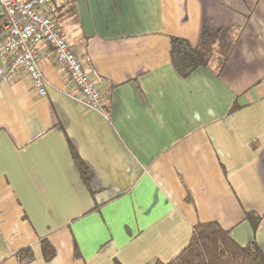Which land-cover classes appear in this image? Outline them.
<instances>
[{"label": "crops", "instance_id": "obj_1", "mask_svg": "<svg viewBox=\"0 0 264 264\" xmlns=\"http://www.w3.org/2000/svg\"><path fill=\"white\" fill-rule=\"evenodd\" d=\"M44 11L91 58L103 102L89 108L46 45L45 96L25 73L2 83L0 264L168 263L202 223L264 254V0H57ZM204 28L215 48L221 35L229 45L183 78L170 38L195 47Z\"/></svg>", "mask_w": 264, "mask_h": 264}, {"label": "built area", "instance_id": "obj_2", "mask_svg": "<svg viewBox=\"0 0 264 264\" xmlns=\"http://www.w3.org/2000/svg\"><path fill=\"white\" fill-rule=\"evenodd\" d=\"M57 0H0V13L5 17L0 33V87L25 73L38 97L46 95L44 78L38 63V47L51 49L56 62L65 70L76 95L85 104L98 110L103 102L101 91L87 72L91 58L76 54L60 29L44 9Z\"/></svg>", "mask_w": 264, "mask_h": 264}, {"label": "trees", "instance_id": "obj_3", "mask_svg": "<svg viewBox=\"0 0 264 264\" xmlns=\"http://www.w3.org/2000/svg\"><path fill=\"white\" fill-rule=\"evenodd\" d=\"M4 23L5 17L0 13V33ZM214 36L212 31L204 28L195 47L184 39L170 38V63L181 77L189 76L200 66L207 67L217 53L228 47L227 39L221 35L216 49ZM73 159L82 180L87 184L90 178L88 168L74 153ZM252 223L255 226L256 222ZM42 245L45 249L49 247L45 241ZM155 264H264V254L255 242L240 246L231 238L229 231L217 223H202L193 227L189 243L178 255L168 263Z\"/></svg>", "mask_w": 264, "mask_h": 264}]
</instances>
